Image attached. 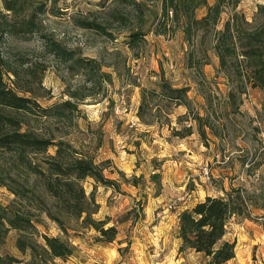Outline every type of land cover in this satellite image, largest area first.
<instances>
[{"label":"rangeland","instance_id":"rangeland-1","mask_svg":"<svg viewBox=\"0 0 264 264\" xmlns=\"http://www.w3.org/2000/svg\"><path fill=\"white\" fill-rule=\"evenodd\" d=\"M214 2L207 0L210 5ZM257 3L264 0H239L235 11L254 22ZM231 8L223 7L216 29L223 28ZM206 11L202 6L195 16L200 18ZM170 19L171 15L167 22L161 18V0H0L2 58L18 69L32 66L40 75L42 84L34 87L41 106L59 108L63 101L75 106L62 109L64 116L54 115L56 109L31 117L28 125L104 162V174L116 182L115 186H94L91 178L82 182L86 194L94 187L100 213L94 218L112 219L119 232L111 256L91 252L98 243L94 228L77 233L68 228L66 235L44 213L33 217L37 232L32 240L36 243H43L42 233L68 238L77 247L72 258L82 264H155L162 257L158 235L162 233V240L175 238L177 213L206 195H221L222 188L244 186L250 190L252 185L264 184V89L247 80L241 84L233 73L226 77L212 48L213 31L195 29L188 41L181 23ZM165 23L166 33H156ZM131 31L144 34L129 42ZM45 37L84 60L94 59L106 77L77 66L69 68L71 62L61 63L44 48ZM160 79L173 87H187L192 111L203 115L208 106L215 133L206 129V137L201 138L183 105L172 104V113L166 117L177 128L191 124L192 133L183 138L172 134L161 111L158 119L147 116L153 120L151 124L140 121V89H158ZM229 91L235 98L228 97ZM151 103L165 109L164 99L155 97ZM13 161L10 154L0 152V168L50 203L37 180ZM134 176L136 186L132 185ZM0 203L28 207L4 186H0ZM31 205L37 213L36 204L32 201ZM253 224L264 230L263 210L252 209L249 219H230L225 237L231 239L234 232ZM19 237L17 230L10 229L0 252L20 259L16 264L30 263L29 250L25 254L16 247ZM91 256L97 262H90ZM188 259L195 264L205 260L194 255ZM34 260L39 262V258ZM48 264L69 263L50 260Z\"/></svg>","mask_w":264,"mask_h":264},{"label":"trees","instance_id":"trees-1","mask_svg":"<svg viewBox=\"0 0 264 264\" xmlns=\"http://www.w3.org/2000/svg\"><path fill=\"white\" fill-rule=\"evenodd\" d=\"M238 2L239 0H215L210 5L207 0H161V18L167 22L171 15L170 20L181 23L188 41L192 40L195 29L213 31L212 48L218 58L220 70L224 71L226 77L229 78L233 73L241 84L247 80L253 86L264 89V3H257L254 22H249L241 13L235 11ZM202 6L207 11L197 18L195 11ZM224 6L232 7L230 16L222 29H216ZM6 8L12 10L10 6ZM32 23V20L28 21V26ZM89 26L97 25L90 23ZM165 26L166 23L156 33H166ZM143 34L140 31H131L128 34L129 42H135ZM42 42L44 48L61 63L71 62L69 68L77 66L106 77L94 59L84 60L49 37H45ZM41 84V77L36 75L32 66L26 69L11 67L0 54V152L10 154L14 160L13 165L23 168L28 176H33L50 199V203L46 204L34 191L27 189L24 183L0 168V186L6 187L14 197L28 204V207L21 208L0 203V244L10 229L17 230L20 237L16 247L22 253L26 254L27 250L30 252L32 261L27 264H36L34 259L37 258V264H48L54 259L65 260L77 250L70 239L61 236L42 233V244L33 241L32 236L37 232L33 217L40 214L44 213L66 235L68 228L77 233L80 229L89 227L98 233L95 238L97 242L108 243L115 241L117 234L116 226L109 224V219L94 218L99 206L95 201L94 187L86 194L82 183L86 178H91L94 186H115L116 182L104 174L105 163L96 162L91 155L78 150L71 143L44 136L28 125L31 117L50 114L56 109L58 111L54 115L64 116L62 109L75 108L70 101H63L59 108L41 106L35 94V87L39 88ZM157 85L158 89H140L141 101L137 109L140 121L151 124L153 120L147 116L158 119L161 111L166 118L172 113V104L183 105L188 109L186 114L196 123L201 138L206 137V129L215 133V125L207 112L208 106L204 107L206 113L203 115L190 109L187 87H173L164 79H160ZM155 97L164 99L165 109H158L159 104L151 103ZM228 97L235 98L233 91L228 92ZM181 117L178 116V120ZM166 124L171 127L172 134L180 138L192 133L190 123L177 128L166 118ZM49 148L53 149L52 153L48 151ZM152 177H157V174L153 173ZM137 184L134 176L132 185ZM252 187L250 190L244 186H230L229 190L222 188L221 195H206L181 211L178 216V251L190 249L200 253L206 264H224L232 259L235 256L236 240L225 237L230 219H249L252 209L264 211V184ZM32 201L36 204L37 213L32 211ZM34 221L39 222L37 219ZM18 262L20 259L17 257L2 255L0 252V264Z\"/></svg>","mask_w":264,"mask_h":264},{"label":"crops","instance_id":"crops-1","mask_svg":"<svg viewBox=\"0 0 264 264\" xmlns=\"http://www.w3.org/2000/svg\"><path fill=\"white\" fill-rule=\"evenodd\" d=\"M179 214L180 212L177 213L178 216ZM97 215L100 216L99 211ZM101 218H103V216H101ZM110 224H114L112 222V219L110 220ZM174 233H175V238H173V236H170V238H172L171 241L169 239L162 240L163 235L162 233H159L158 235L160 239L159 251L160 254H162V257L159 258V260H157L155 264H195L193 262H190L191 260L188 259V256L194 255L196 257H202L203 255H201L200 253H196L190 249L179 252L178 247L180 244V239L178 238V231L175 230ZM118 234L119 232L117 233V235ZM116 239H120V237H117ZM231 239L236 240L235 256L224 264H264V230L260 226L256 224L249 226L246 225L245 228L239 230L238 232H234L232 234ZM113 244L114 241L108 243L98 242L91 249V252L94 253V255L96 256H100L101 254H106L108 256L109 255L111 256L112 253H114V250L117 249V246H114ZM78 247L81 248V244H79ZM72 257L73 256L68 257V259L65 260H60V259H54V260L56 262L66 261V263L69 264H82L76 261ZM89 258H91L90 262H94L98 259L95 256H91ZM202 264H206V261L204 260Z\"/></svg>","mask_w":264,"mask_h":264},{"label":"built area","instance_id":"built-area-1","mask_svg":"<svg viewBox=\"0 0 264 264\" xmlns=\"http://www.w3.org/2000/svg\"><path fill=\"white\" fill-rule=\"evenodd\" d=\"M204 176H205L206 178H208V172H207V170L204 171Z\"/></svg>","mask_w":264,"mask_h":264}]
</instances>
